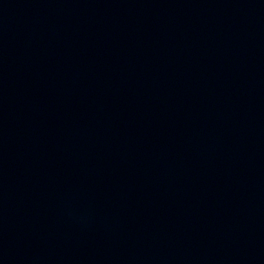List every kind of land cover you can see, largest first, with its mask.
<instances>
[{"label": "water", "instance_id": "95a60500", "mask_svg": "<svg viewBox=\"0 0 264 264\" xmlns=\"http://www.w3.org/2000/svg\"><path fill=\"white\" fill-rule=\"evenodd\" d=\"M0 264H264V0H0Z\"/></svg>", "mask_w": 264, "mask_h": 264}]
</instances>
